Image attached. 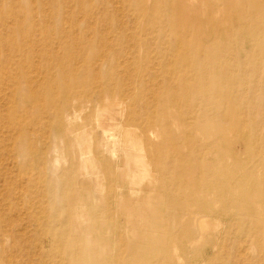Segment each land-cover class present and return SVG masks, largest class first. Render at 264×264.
Masks as SVG:
<instances>
[{"label": "rangeland", "instance_id": "rangeland-1", "mask_svg": "<svg viewBox=\"0 0 264 264\" xmlns=\"http://www.w3.org/2000/svg\"><path fill=\"white\" fill-rule=\"evenodd\" d=\"M0 264H264V0H0Z\"/></svg>", "mask_w": 264, "mask_h": 264}]
</instances>
